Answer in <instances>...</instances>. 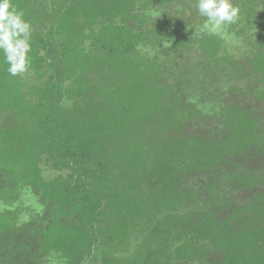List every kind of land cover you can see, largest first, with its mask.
Returning a JSON list of instances; mask_svg holds the SVG:
<instances>
[{
	"label": "trees",
	"instance_id": "trees-1",
	"mask_svg": "<svg viewBox=\"0 0 264 264\" xmlns=\"http://www.w3.org/2000/svg\"><path fill=\"white\" fill-rule=\"evenodd\" d=\"M182 1L12 0L33 31L30 74L0 50V264H264V0H232L241 57L174 42L207 85L245 82L210 112L154 51ZM25 190L43 209L21 222Z\"/></svg>",
	"mask_w": 264,
	"mask_h": 264
},
{
	"label": "rangeland",
	"instance_id": "rangeland-1",
	"mask_svg": "<svg viewBox=\"0 0 264 264\" xmlns=\"http://www.w3.org/2000/svg\"><path fill=\"white\" fill-rule=\"evenodd\" d=\"M196 3L197 0H183L174 7L156 13V16L165 22L167 32L165 43L159 48H155L154 51L163 56L169 64L168 70L170 74L167 77V82L175 88H183L184 91L195 94L198 100L201 101L203 111L210 112L217 108L218 100H220L223 92L230 84L235 83L242 87L245 82H242L240 79L234 82L230 81L228 71L226 74H220L211 82V85H207V82L203 81L202 75L194 66L195 59L197 58V53L194 49L186 47L173 49L174 42L179 36L187 39L193 38L197 32L196 28L202 25L206 19L194 7ZM218 34L224 38L230 52L235 53L238 57L245 55L243 54L244 47L242 40L229 31L228 25ZM168 42H170L171 46L165 47V44ZM3 207L4 205L0 204V209ZM15 207L21 208L20 220L21 222H26L42 211L43 204L35 193L25 190ZM136 242L137 240L133 239L125 249L111 248L112 250L110 249L109 252L122 258L131 256ZM103 249L104 247L101 246L100 250L103 251ZM49 261L50 264H66V260L59 256H54ZM101 263V260L98 259L94 264Z\"/></svg>",
	"mask_w": 264,
	"mask_h": 264
},
{
	"label": "clouds",
	"instance_id": "clouds-1",
	"mask_svg": "<svg viewBox=\"0 0 264 264\" xmlns=\"http://www.w3.org/2000/svg\"><path fill=\"white\" fill-rule=\"evenodd\" d=\"M206 19L197 29L198 33H220L226 25L239 19V6L232 0H197L194 5ZM31 22L12 0H0V50H3L8 63V72L13 76H26L30 69ZM170 42L165 47H170Z\"/></svg>",
	"mask_w": 264,
	"mask_h": 264
}]
</instances>
